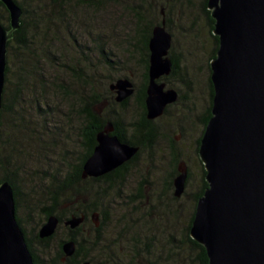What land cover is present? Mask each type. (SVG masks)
Segmentation results:
<instances>
[{
	"label": "rangeland",
	"instance_id": "1",
	"mask_svg": "<svg viewBox=\"0 0 264 264\" xmlns=\"http://www.w3.org/2000/svg\"><path fill=\"white\" fill-rule=\"evenodd\" d=\"M17 1H24L26 6L31 4V8L41 6L42 10L37 14L51 11L50 0ZM117 1L118 4L112 0H99L85 12L82 7L73 4L71 8H75L79 18V21L75 18L77 27L68 24L70 19L63 23L76 45L85 44L87 49L92 50L94 41L101 44L111 65L108 67L96 53L88 52L85 58L89 67L94 69L88 70L86 76L104 95L96 111L103 116L116 114L126 124L138 122L141 115L139 105L130 99L128 105L121 108L114 102V95L108 86L122 78H129L135 85L141 84L144 67L140 60L145 55L142 40L151 25L152 28L158 26L166 18L173 39L171 51L179 61V69L176 75L168 78L165 89L179 91L180 98L154 121L156 141L130 167L121 189L92 184L88 186L86 196L73 193L62 195L56 209L63 218L92 205L107 214L108 223L98 236L89 225L82 229L84 250L89 252V248L94 247L85 261L88 264H187V253L179 251L176 246L180 245L190 219L194 194L201 187L203 165L196 157L195 148L202 131L199 118L209 103V59L215 47L214 40L202 11L203 0ZM98 4L102 9L94 10ZM0 14L3 15V11L0 10ZM2 22L6 25L5 21ZM56 29L57 35L63 37L62 43L69 48L71 43L69 37L64 36L68 34L64 26L58 24ZM18 53L14 49L6 54V61L7 57L9 59L7 65L11 69L12 79L8 84L11 91L18 81L20 66H24L17 61ZM31 59L28 67L33 63ZM45 69L52 79L58 73ZM90 76L93 78L90 79ZM58 79L56 82H61V78ZM32 100V93L22 95L24 116L20 120L10 115L2 116L0 142L4 139L8 144L0 149V160H9L20 168V171L13 172L21 193L19 217L40 264H51L57 256L60 242L67 237V230L62 223L59 224L54 238L45 246L39 245L34 235L42 222V207L48 206L46 188L51 193L53 189L47 179L53 177L56 180L65 175L68 167L75 166L81 156L76 145L79 130L75 117L77 105H71L73 98L68 99V103L56 99L48 110L51 117L42 121L34 111ZM39 107L44 108L43 105ZM41 147L43 149L39 150ZM180 164L187 167L189 179L182 196L174 200L173 190L169 191L167 186L170 178H174L173 166ZM7 174L11 176V170ZM5 176L0 171V180ZM141 186L142 197H139ZM82 237H79L80 241Z\"/></svg>",
	"mask_w": 264,
	"mask_h": 264
},
{
	"label": "water",
	"instance_id": "2",
	"mask_svg": "<svg viewBox=\"0 0 264 264\" xmlns=\"http://www.w3.org/2000/svg\"><path fill=\"white\" fill-rule=\"evenodd\" d=\"M88 2L90 0H84ZM9 14L10 31L0 24V108L5 85L7 42L20 25L21 8L14 0H0ZM218 38L216 57L210 62L213 87L211 118L200 140L199 158L208 187L198 200L190 237L202 244L208 264H264V0H208ZM172 35L165 21L153 27L148 41L149 68L145 109L147 120L161 117L175 103V90L158 83L172 71L168 57ZM114 102L121 104L134 90L128 79L109 84ZM108 121L96 135V146L84 162L81 178H101L129 162L139 151L122 143ZM174 197L185 191L187 167H178ZM94 227L99 215H91ZM85 216H71L64 226L75 230ZM59 226L49 216L38 237L53 236ZM76 251V243L62 244L63 259ZM0 264H34L15 215L13 190L0 185Z\"/></svg>",
	"mask_w": 264,
	"mask_h": 264
},
{
	"label": "trees",
	"instance_id": "3",
	"mask_svg": "<svg viewBox=\"0 0 264 264\" xmlns=\"http://www.w3.org/2000/svg\"><path fill=\"white\" fill-rule=\"evenodd\" d=\"M14 2L21 8L22 16L20 18L19 28L13 31L12 38L7 42V52L16 49L19 53L17 55V61L24 66H20L17 79L15 82L14 89L9 90V83H11L10 77V66H6L5 70V85L4 91L2 94V105L0 108V130L2 129L1 118L2 116H12V118H17L20 120L24 116V112L22 109L21 97L25 92L33 94V100L35 103L34 111L42 121L48 120L51 117V113L48 112L49 108L53 107V103L56 99L62 100L64 103H68V99L73 98L72 106L74 103L77 105V109H75L76 120L79 124V130L77 134L76 145L81 151V156L78 159L75 166L68 167V171L65 175H60V178L54 179L53 177H49L47 179L49 184L53 189H51L52 193L49 192V188H46V194L49 196L48 206L42 207L41 210V219L40 227L44 224L46 219L53 215L58 218L60 224L66 221L71 216H79L83 214L86 218L84 224L75 229L74 231H70L68 227H66L67 237L65 240H62L58 246V253L56 258L51 261V264H88L86 259H88L89 254L94 251V247L91 246L89 248V252L84 250L83 241L85 239L82 237V229L89 225L92 231L98 236L100 232L103 230L104 226L108 223V216L103 211H98L97 208L92 205L89 208L81 209L78 211H73L69 216L63 218V216L57 211L58 200L65 193H73L76 196L80 195H88L89 187L93 186L92 184H103L108 186L111 189H121L123 185V179L130 171V167L137 161L139 155L144 150H149L153 147L157 132L153 127V122L147 120L146 118V109H145V98H146V85L148 83V63L146 61V80L145 86L140 93L141 97L139 98L138 105L142 109V116L138 123L134 124H126L124 121L119 118L116 114L103 116L102 114L96 111V106H98L102 100H104L103 93L99 92L95 86L89 81V76H86L88 70H93V68L89 67L86 62L88 52L96 53L100 55L101 58L105 61L106 65L110 67V63L102 51V46L99 43L93 42V49H87L85 44L83 46L76 45L70 38V34L67 31L68 28L65 26L64 21H69L68 24L76 25L77 20L79 18L76 16L77 12L75 8H71V5L77 4L85 9L92 7L97 4L99 0H90L85 2L84 0H50L51 2V11L38 13V11L42 10L41 6H36V8H31L30 5H25L24 1ZM33 2V1H32ZM31 2V3H32ZM113 3L118 4L117 0H112ZM208 0H203L202 2V11L205 14L208 24L210 27V33L214 40V50L212 55L210 56L209 61H212L216 57V53L218 50V38L212 34L214 29V19L211 16V11L208 9ZM102 9L99 7V4L96 6L94 10ZM0 10L3 11V15L0 14V24L6 31H10L9 25V14L6 10L5 6L0 2ZM86 14V13H85ZM84 14V15H85ZM76 18V19H75ZM2 21H5L6 25ZM165 27L168 32L171 34V30L169 28L168 19L166 18ZM75 22V23H74ZM62 24L65 29L64 35L65 37H69L70 47H66L63 44V37H59L57 34V25ZM161 24V22H160ZM158 24V25H160ZM70 27V26H69ZM152 25L148 28V32L144 35L143 43L144 50L146 55L148 54V41L151 37ZM172 35V34H171ZM77 43V42H76ZM62 47V48H61ZM14 48V49H13ZM90 55V54H89ZM31 56L33 57L31 59ZM169 57L172 61V72L171 76L176 75L179 69V61L174 56L173 50H170ZM80 58V60H79ZM32 60L33 63L30 67H28L29 60ZM7 62L9 63V59L7 57ZM31 62V61H30ZM82 62V63H81ZM42 63V64H41ZM27 65V66H26ZM48 70H56L58 73L54 75V79L47 76L46 69ZM210 67V66H209ZM210 71V68H209ZM211 74V71H210ZM15 75V74H14ZM61 78V82L57 83L58 78ZM93 77L90 76V79ZM73 81V82H72ZM67 84L65 86L63 84ZM73 83L74 85H72ZM209 103L208 107L205 110L204 114H202L201 118H199V122L202 126L201 135L198 138V142L195 148L196 157H198V151L200 146V140L205 131L208 120L211 118V106L213 99V87L210 82L209 77ZM35 88V89H34ZM109 90V89H108ZM105 92L108 93L107 89ZM180 93V92H179ZM128 102H123L119 104L121 108L127 106ZM53 104V105H52ZM45 108L41 109L42 106ZM52 105V106H50ZM69 113H72L73 110H68ZM167 112V111H166ZM165 112V113H166ZM39 119V120H40ZM23 120V119H22ZM110 121L114 126V132L112 135H115L122 143H126L131 146H138L139 151L137 154L123 166L119 167L117 170L97 179H85L81 178L82 167L87 158L91 155L94 147L96 146V135L100 131H102L106 122ZM40 125V124H39ZM21 126V124H20ZM41 128V126H40ZM33 131V130H32ZM42 131V128H41ZM8 137V136H7ZM29 137V136H28ZM31 138V137H29ZM34 138V137H33ZM8 144V141L2 139L0 142V149H3ZM39 149V148H38ZM43 149L41 147L39 150ZM9 157V156H8ZM10 158V157H9ZM9 170H11V176L8 175ZM0 171L6 174L5 178L0 180V185L3 183H8L13 190V197L15 202V215L18 225L21 227L27 247L29 252L32 255L33 263L40 264L39 258L36 255L31 239L27 236V232L25 227L23 226V220L19 217V208L21 204V193L19 191L18 186L15 181V174L13 172L20 171L19 166L16 164H12L11 161H1L0 160ZM188 171V170H187ZM178 175L177 165L173 166L172 176L175 178ZM206 172L204 168L202 169L201 175V187L199 191L194 194V207L190 216V219L184 229V233L182 236V240L180 241V245L176 246L179 251H185L187 253L186 261L187 264H208V258L206 255L205 248L202 244L196 242L190 237V229L192 226V221L194 218V213L196 209V205L198 200L203 196L205 189L208 187V183L206 181ZM174 178H170L168 182V189L173 190V180ZM189 179V173L187 180ZM187 184V181H186ZM88 187V188H87ZM91 189V188H90ZM142 189L141 186L138 189L139 197H142ZM172 198L176 200L174 194L172 193ZM97 213L99 215V226L97 228L94 227V224L91 222V215ZM55 234L46 239H40L38 237V231L34 235L35 241L41 245L45 246L48 244L53 238ZM79 237H82L81 241ZM68 240H72L76 243V251L74 255L70 258H66L65 261H62L64 255L62 252V244ZM90 244V243H88Z\"/></svg>",
	"mask_w": 264,
	"mask_h": 264
},
{
	"label": "flooded vegetation",
	"instance_id": "4",
	"mask_svg": "<svg viewBox=\"0 0 264 264\" xmlns=\"http://www.w3.org/2000/svg\"><path fill=\"white\" fill-rule=\"evenodd\" d=\"M143 49H144V43H143ZM171 50V49H170ZM144 52H145V50H144ZM169 53H170V51H169ZM149 55H150V53H149V50H148V54L146 55V53H145V55L142 57V59L140 60V62L143 64V67H144V72H143V74H142V80H141V84L140 85H135L131 80H129V78H122V79H128L130 82H131V84H132V88H133V90H134V93L132 94V96L131 97H129L127 100H125L124 102H128L129 103V100L130 99H132L133 101H135L137 104H138V101H139V98L141 97V95H140V93L142 92V90H143V88H144V86H145V80H146V61H147V63H148V68H149ZM168 57H169V54H168ZM170 58V57H169ZM172 72V71H171ZM171 77V73H170V75L169 76H167V77H161L157 82L158 83H163V84H167V80H168V78H170ZM210 77V76H209ZM149 80V79H148ZM147 85H148V83H147ZM147 85H146V88H147ZM165 90H168V89H165ZM176 91V93H177V95H178V99L180 98V96H179V91H177V90H175ZM114 95V94H113ZM113 99H114V96H113ZM177 99V100H178ZM128 103H127V105H128ZM168 107V106H167ZM166 110H167V108L165 109V112H166ZM140 111H141V115H140V119H141V116H142V109L140 108ZM165 112H164V114H165ZM162 117V116H161ZM160 118V117H159ZM139 119V120H140ZM158 119V118H157ZM139 120H138V122H139ZM156 120V119H155ZM155 120H149V121H152L153 123H154V121ZM138 122H135V123H138ZM129 124H134V123H129ZM197 142H198V139H197ZM197 142H196V144H197ZM138 147V146H137ZM138 148H140V147H138ZM199 160H200V158H199V154H198V157H197ZM197 159V160H198ZM181 165H183V164H180V165H178L177 166V170H178V167L179 166H181ZM85 220H86V218H85ZM65 222V221H64ZM64 222H62V224H63V226H64ZM85 222V221H84ZM59 224H60V222H59ZM65 227V229H66V226H64ZM70 231H74V230H70ZM68 232V231H67Z\"/></svg>",
	"mask_w": 264,
	"mask_h": 264
}]
</instances>
